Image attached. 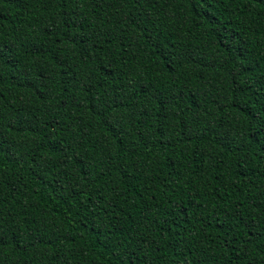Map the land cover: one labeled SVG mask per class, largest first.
<instances>
[{
    "label": "trees",
    "instance_id": "trees-1",
    "mask_svg": "<svg viewBox=\"0 0 264 264\" xmlns=\"http://www.w3.org/2000/svg\"><path fill=\"white\" fill-rule=\"evenodd\" d=\"M0 264H264V0H0Z\"/></svg>",
    "mask_w": 264,
    "mask_h": 264
}]
</instances>
